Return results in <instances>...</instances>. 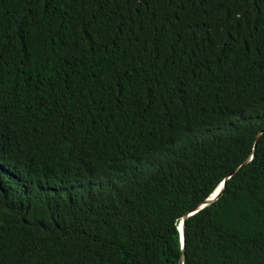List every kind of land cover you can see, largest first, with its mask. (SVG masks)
Wrapping results in <instances>:
<instances>
[{
    "label": "trees",
    "instance_id": "trees-1",
    "mask_svg": "<svg viewBox=\"0 0 264 264\" xmlns=\"http://www.w3.org/2000/svg\"><path fill=\"white\" fill-rule=\"evenodd\" d=\"M263 130L264 0H0V264H264Z\"/></svg>",
    "mask_w": 264,
    "mask_h": 264
},
{
    "label": "water",
    "instance_id": "water-1",
    "mask_svg": "<svg viewBox=\"0 0 264 264\" xmlns=\"http://www.w3.org/2000/svg\"><path fill=\"white\" fill-rule=\"evenodd\" d=\"M264 134V130L261 131L256 138V143L255 145H257L258 140L260 139V137ZM252 159L249 158L248 160H246L242 165H240L237 169H235L233 171L234 174L238 173L244 166H246ZM226 180L227 178H225L217 187L216 189L211 193L210 197L202 204H200L198 207H196L192 212H190L187 216H185L182 221L179 223L178 229L180 231V237H181V245H182V249H185V226H186V219L194 214L199 213L201 210L205 209L206 207L210 206L211 203H213L214 201H216L221 194L223 193V190L225 188L226 185ZM184 259L185 256L183 255L181 257L180 260V264H184Z\"/></svg>",
    "mask_w": 264,
    "mask_h": 264
}]
</instances>
